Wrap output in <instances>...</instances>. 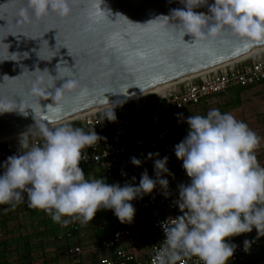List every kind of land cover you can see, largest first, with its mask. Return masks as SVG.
Here are the masks:
<instances>
[{
  "label": "clouds",
  "instance_id": "1",
  "mask_svg": "<svg viewBox=\"0 0 264 264\" xmlns=\"http://www.w3.org/2000/svg\"><path fill=\"white\" fill-rule=\"evenodd\" d=\"M79 3L80 0H22L19 14L26 23L49 17L65 21ZM102 3L103 0H90L93 8L105 12ZM179 3L183 9H172L166 18L174 21L173 27L182 38L191 34L194 42L207 40L228 30L244 48L264 46V0ZM204 6L210 15L194 11ZM43 79L37 78L35 84ZM63 90V86L55 88L53 101L62 100ZM50 107L54 113L62 110L59 103ZM13 111V102L0 98V114ZM104 119L115 121L113 108L104 114ZM178 119L184 120L188 131L173 150L190 182L178 185L179 198L174 203L182 214L161 222L165 239L155 252L156 264H180L192 257L201 264H229L237 247L228 242L230 238L253 229L255 239L264 237V166L256 156L261 138L231 113L215 108L206 115L186 119L178 114ZM38 128L42 145H30L27 138H20L18 154L0 163V205L8 206L6 212L26 199L29 208L45 212L61 227L77 221L87 224L101 209L112 210L120 223L131 224L135 215L131 201L150 195L157 186L165 198L171 194L169 180L164 178H174L167 167V156L148 154L147 159L153 160L154 178L145 170L138 186L135 177L123 186L108 184L104 178L86 179L80 167L81 161L88 159L86 149L102 139L94 129L85 132L69 125L49 128L44 124ZM130 162L142 165L136 157ZM254 242L244 240L243 251L247 253Z\"/></svg>",
  "mask_w": 264,
  "mask_h": 264
},
{
  "label": "water",
  "instance_id": "2",
  "mask_svg": "<svg viewBox=\"0 0 264 264\" xmlns=\"http://www.w3.org/2000/svg\"><path fill=\"white\" fill-rule=\"evenodd\" d=\"M214 0H209V4ZM22 0H0V139L147 92L264 46L244 48L228 30L182 38L170 20L179 0H80L73 15L26 23ZM208 13L207 6L194 9ZM212 26V21H209ZM43 82L35 84L37 78ZM55 77L53 81L52 78ZM72 85V87H68ZM63 86L61 101H53ZM86 89L85 94H81ZM62 104L54 113L50 105ZM189 180V178L187 177Z\"/></svg>",
  "mask_w": 264,
  "mask_h": 264
},
{
  "label": "built area",
  "instance_id": "3",
  "mask_svg": "<svg viewBox=\"0 0 264 264\" xmlns=\"http://www.w3.org/2000/svg\"><path fill=\"white\" fill-rule=\"evenodd\" d=\"M264 81V51L255 55L229 63L211 70L203 75L190 77L175 84L163 95L146 94L132 101L113 107L115 121L103 120L107 111H99L83 118L55 123L49 128L69 125L73 128H82L85 132L91 129L102 137L92 148L86 149L87 161H81L80 167L99 166L107 178L113 177L121 160L131 149L144 148L156 151L162 144L168 148L162 153V157H168L167 167L174 178L165 176L169 180V192L167 198L157 186L150 195L138 198L139 208L147 211V215L153 220V227L157 238L149 244V255L143 249L141 237L135 234L127 226H116L110 238L105 239L101 248L109 254L101 258V264H156L155 252L165 239L161 222L167 218L181 215L175 205L178 197V185L186 184L188 179L185 174L179 173L173 168L174 145L182 141V137H173L170 124L175 112L186 109L189 106L209 101L217 96L227 93L229 89L236 87H248L258 85ZM20 138H27L29 144H43L39 135V129L21 132L0 140V163L7 157L16 155L20 148ZM23 151V149L21 150ZM3 169H0L2 172ZM139 183H135L138 186ZM256 230L245 233L240 240L230 238L229 243L237 247L229 264H246L249 257L264 249V237L256 238ZM253 241L249 251H243L244 240ZM83 249L76 245L71 250V255L79 257ZM180 264H201L195 258H185Z\"/></svg>",
  "mask_w": 264,
  "mask_h": 264
},
{
  "label": "rangeland",
  "instance_id": "4",
  "mask_svg": "<svg viewBox=\"0 0 264 264\" xmlns=\"http://www.w3.org/2000/svg\"><path fill=\"white\" fill-rule=\"evenodd\" d=\"M231 93L232 91H228L227 93L210 99L209 101H204L200 104L192 105L184 110L175 112L170 124L171 131L173 133H179L188 130V125L183 119H178V114H182L183 118L186 119L191 115H206V113L213 108L219 109L221 113H231L236 119L246 123L248 127L261 138L260 147L256 151V156L260 165L264 166V83L253 87H246L240 95L241 101L239 103H230ZM137 150L139 151L140 149ZM173 168L175 171L186 175L182 167V161L178 160L175 154L173 157ZM89 170L91 178L107 179L99 166L93 165ZM135 171V168L130 166L124 177L121 174L117 175L112 178L109 183H119L121 186L125 183H132V178L136 173ZM7 207V205H0V212H4L5 214V216L0 214V241L7 240L13 243L6 247L10 250V253L6 260H1L3 258H0V264H27L19 259L18 254V250L24 247V238L22 236L28 234L32 235L34 245L38 246L40 239L48 240L49 237H42L43 234L41 235L40 233L45 231V218L50 216L48 214L41 215L40 213H42V211L38 209H34L36 211V213H34L33 209L27 206L26 199L24 203L17 205L14 210L7 212L4 211ZM109 211L110 210H100L101 215L106 219V223L110 217ZM97 214L98 212L95 216ZM95 216L91 222L84 225L77 221L80 230L79 236L76 240L71 239L63 241L55 247L48 245L44 249L36 246L35 251L32 253L34 260L31 264H101V258L97 252L78 257L80 263H75L77 260L73 258L70 252L71 249L76 246L77 241L84 249H89L90 247L98 245L97 236L102 234L97 228L101 227L99 224L102 217L100 218L98 215V217ZM145 240L146 245L148 243L150 244L147 239ZM2 248L4 247L0 246V251H3ZM102 251L105 250L103 249ZM261 252L262 251L260 250L250 256L247 264H264V258L261 255Z\"/></svg>",
  "mask_w": 264,
  "mask_h": 264
},
{
  "label": "trees",
  "instance_id": "5",
  "mask_svg": "<svg viewBox=\"0 0 264 264\" xmlns=\"http://www.w3.org/2000/svg\"><path fill=\"white\" fill-rule=\"evenodd\" d=\"M264 81L260 84H263ZM258 84V85H260ZM256 85H252V86H248V87H253ZM246 87L240 86V87H236V88H232L229 89L228 91H232L231 93V99H230V103H239L241 101L240 95L242 93V91L245 89ZM227 91V92H228ZM187 131H182L179 133L174 132L173 133V137L177 138V137H182L184 138L187 134ZM168 146L167 144H162L160 146V148H158L155 152L159 153V158H163L162 157V153L167 150ZM137 149H140L139 151ZM147 150L144 148H134L131 149V151H129L126 155V157L128 156L129 159V164L130 166L134 167L136 170V173L134 175L135 177V183H139L141 174H142V170L144 169L146 163H147ZM132 157H136L137 159H140L142 161V165L140 167L134 166L131 164L130 162V158ZM120 164V163H119ZM118 164V165H119ZM91 166H83L81 167L84 174H85V178L86 179H91L90 177V168ZM116 171L117 168L115 170V174L113 177L107 178L105 179V182L110 184V180L112 178L115 177L116 175ZM189 182V180L187 181V183ZM135 207H139L138 204V199L133 200ZM28 208V207H27ZM33 212L36 213V211L33 209ZM98 212V216H100V218L102 217V220L100 222L99 225H101L100 228H97L98 231L101 232L102 235H98L97 236V242L98 243H102L105 239H108L112 236L113 231L115 229V224L118 221V218L114 215L113 211L110 210V217L108 219V222L106 223V219L103 217V215H101L100 210L97 211ZM0 214L2 216H5L4 212H0ZM41 215H46L45 212L42 211V213H40ZM95 217H98V216ZM104 219V220H103ZM5 222V221H3ZM109 223V224H108ZM46 229L44 232L40 233L41 235L43 234L42 237H49L48 240H44V239H40V243L39 246L38 245H34L33 241H32V235L28 234V235H24L22 236L23 239V243H24V247L18 250V254H19V259L22 262H26L27 264H31V262L34 260V256L32 255V253L35 251L36 246L40 247L41 249H44L46 246L50 245L52 247L57 246L59 243H62L63 241H68V240H76L79 236V230H80V226L78 222H73L70 223L67 227H61L59 224H56L52 221L51 217H46L45 218V222H44ZM95 226V225H94ZM96 227V226H95ZM96 230V231H97ZM257 235V234H256ZM13 242L10 241H0V246L4 247L2 248L3 251H0V258H3L1 260H6L8 254L10 253V250L7 249L6 247L10 246V244H12ZM72 250V249H71ZM261 255L264 258V251L261 250ZM71 252V251H70ZM5 264V263H3ZM247 264V263H246Z\"/></svg>",
  "mask_w": 264,
  "mask_h": 264
},
{
  "label": "crops",
  "instance_id": "6",
  "mask_svg": "<svg viewBox=\"0 0 264 264\" xmlns=\"http://www.w3.org/2000/svg\"><path fill=\"white\" fill-rule=\"evenodd\" d=\"M147 150V149H146ZM147 156L149 153H156L155 151H150V150H147ZM129 159H128V156L125 157L121 160L120 164L117 166V171H116V175H120L122 172L127 174L126 172L129 170L130 168V164H129ZM147 163L144 167V169L142 170V173L147 170L148 172V175L150 178H154V171H153V160L151 159H147L146 160ZM136 172V171H135ZM122 175V174H121ZM125 175H123L124 177ZM187 176V175H186ZM132 205L134 206L135 208V215H134V218H133V222L131 224H128V223H120V221L118 220L115 224V227L116 226H127L129 227L135 234L139 235L143 241V249H142V252H144L147 256L149 255V243L146 245V240L148 242H151L152 240H155L157 238V234L154 230V227H153V220L150 219L146 213V211H143L141 210V208H137L135 207L134 205V202L131 201ZM139 210V211H138ZM245 234H241L240 236H237V237H232L234 238L235 240H240L244 237ZM101 244L102 243H98V245H96L95 247H90L89 249H84L80 244L79 242L77 241L76 245L80 246L82 249H83V254L82 255H85V254H91L93 252H97L100 256V258H103L105 256H107L109 253L107 251H102L103 249L101 248ZM80 255V256H82ZM73 258L75 260H77L75 263H80L78 257L72 255ZM79 256V257H80Z\"/></svg>",
  "mask_w": 264,
  "mask_h": 264
},
{
  "label": "bare ground",
  "instance_id": "7",
  "mask_svg": "<svg viewBox=\"0 0 264 264\" xmlns=\"http://www.w3.org/2000/svg\"><path fill=\"white\" fill-rule=\"evenodd\" d=\"M261 51H264V47H261V48L255 49V50H253V51H251V52H249V53H246V54H244V55H240V56H238V57H236V58H234V59H232V60H230V61H228V62H226V63H222V64H219V65H216V66L211 67V68H209V69H206V70L200 71L199 73H196V74H194V75H191V76L184 77V78H181V79L176 80V81H172V82H169V83H165V84L159 85V86H157V87H155V88H153V89H151V90H149V91H147V92H144V93H142V94H138V95H135V96H132V97L126 98V99H122V100H120V101H116V102H114V103H111V104H108V105H104V106H101V107H96V108H93V109H90V110H87V111L81 112V113H79V114H77V115H74V116H72V117H70V118H67V119H64V120H61V121H58V122H54V123H52V124H48V125H46V126L49 127V126H51V125H53V124H55V123L64 122V121H70V120H73V119L83 118L84 116L92 115V114L97 113V112H99V111H104V110H106V109H111V108H113V107H115V106H117V105H119V104H122V103H126V102H129V101H132V100L137 99V98H139V97H141V96H143V95H146V94H152V93H153V94L163 95L166 91H168V90H169L170 88H172L175 84H177L178 82H180V81H182V80L189 79L190 77H194V76L203 75V74H205V73H207V72H209V71H211V70H214V69H216V68H218V67H220V66H224V65L229 64V63H233V62H237V61H240V60L247 59V58H249V57H251V56H253V55H255L256 53H259V52H261ZM36 129H39V128L37 127V128L31 129V130L24 131V132L33 131V130H36ZM2 139H4V138H2ZM2 139H0V140H2Z\"/></svg>",
  "mask_w": 264,
  "mask_h": 264
}]
</instances>
